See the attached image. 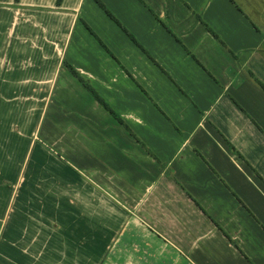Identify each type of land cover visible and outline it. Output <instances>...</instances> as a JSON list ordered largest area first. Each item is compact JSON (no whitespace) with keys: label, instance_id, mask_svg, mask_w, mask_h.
Instances as JSON below:
<instances>
[{"label":"crops","instance_id":"obj_1","mask_svg":"<svg viewBox=\"0 0 264 264\" xmlns=\"http://www.w3.org/2000/svg\"><path fill=\"white\" fill-rule=\"evenodd\" d=\"M0 66H54L56 158L0 174V264H264V0H0Z\"/></svg>","mask_w":264,"mask_h":264},{"label":"rangeland","instance_id":"obj_2","mask_svg":"<svg viewBox=\"0 0 264 264\" xmlns=\"http://www.w3.org/2000/svg\"><path fill=\"white\" fill-rule=\"evenodd\" d=\"M53 68L0 66V174L4 178L37 175L41 173L40 166L37 163L34 167V162L40 160L56 165L52 164L56 158L47 152L38 133L49 86L45 77L53 73ZM53 166L46 167L44 174L55 173L51 170Z\"/></svg>","mask_w":264,"mask_h":264},{"label":"trees","instance_id":"obj_3","mask_svg":"<svg viewBox=\"0 0 264 264\" xmlns=\"http://www.w3.org/2000/svg\"><path fill=\"white\" fill-rule=\"evenodd\" d=\"M61 0H56V3L59 4ZM119 25L120 23L117 22ZM122 27V26H121ZM123 28V27H122ZM123 30L129 34V32L123 28ZM130 35V34H129ZM68 69L82 82V84L94 95V97L117 119L120 120V117L118 116V114H116L114 112V110L99 96V94L93 89V87L88 84V82H86L84 80V78L80 75V73L71 65L67 66ZM264 87V84H261Z\"/></svg>","mask_w":264,"mask_h":264}]
</instances>
